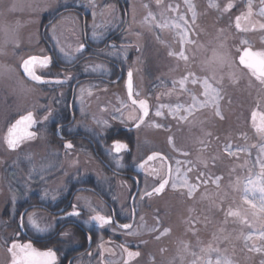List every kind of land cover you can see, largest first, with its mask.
I'll return each instance as SVG.
<instances>
[{
  "label": "rangeland",
  "instance_id": "1",
  "mask_svg": "<svg viewBox=\"0 0 264 264\" xmlns=\"http://www.w3.org/2000/svg\"><path fill=\"white\" fill-rule=\"evenodd\" d=\"M121 2L126 3L125 14L120 9V3L117 0H0V90L4 91V95L15 98V108L12 112L20 115L26 113L27 110H41L44 114L47 111L46 107L49 108L48 110L53 109V104L58 102L56 100L54 103L51 102L53 98L58 99V97L55 98L54 94H50L48 90L58 85L56 94H59V91L62 92L59 84L55 82L49 83L52 84L51 87L46 83V90L37 84L30 83L24 77L20 67L23 59L29 55L47 54V45L49 44L60 57L64 55L60 51V48L63 47L65 51L71 53V58H73L75 54L72 53H77L75 49L83 42L82 39L86 38L83 32H85L87 40L93 46L98 47L101 46L100 43L104 38L117 32L125 25L124 35L118 42L119 45L112 50H107V53L112 57H119L122 68H131L134 73L135 93L139 94V98H148L152 104L148 120L135 130L137 141L132 153L133 161L144 157L152 150L161 151L169 156L172 172L169 186L163 194L146 197L145 201H142L136 225L129 230L113 229L111 240L114 239L113 235L119 236L122 239V245L132 251L140 252L139 257L131 260L130 264H192L197 256L208 257L209 254L201 252L202 248L211 245L214 248L222 249L221 245L224 241H227L229 248L235 250L228 252L230 255H226L233 261V264H264V251H249L253 247L264 249V240L258 238L261 227H255L258 219H253L249 214L246 217L248 222L242 223L237 218L226 216L229 208L241 211L242 215L244 209L248 208V205L243 203V184L250 172L253 175L259 172L257 158L264 159V152H261L264 140H261L255 133L250 122L251 110L256 107L257 101L264 105V88L255 81L249 83V78L241 71L242 67L237 60L239 55L237 49L244 47L241 45L242 39H247L255 49L264 48V31L257 28L256 31L243 33L238 32L235 28V17L247 13L248 0H231L235 6L230 12L223 11L224 5L229 0H188V3L195 6L193 9L196 12L195 22L192 20V10H189L185 0H161L159 7L156 5V0H121ZM145 3L149 5L148 9L143 7ZM211 3H215L219 7H211ZM251 3L252 16L250 19L253 22L264 21V17L258 15L261 8H264V4H261L260 0H251ZM169 5L172 6V10L168 9ZM59 8H63V10L55 20L53 14ZM93 11L96 13L95 18L92 15ZM148 11H151L156 19L143 23ZM44 15L51 17L42 25ZM180 16H184L188 21L186 26L188 37L194 42L183 45L185 54L189 57L187 64L178 57L168 54L170 51L179 52L182 47L178 34L180 29L173 27L175 23L183 25L184 21L179 19ZM162 23H167L169 27L161 29L156 26ZM94 32L96 33L95 37L93 36ZM41 34L49 44L42 42ZM148 39L156 41L159 47L164 50L166 59L165 65L157 73L155 81L146 77L144 74L145 65L139 59L138 52L133 48L136 46L142 48ZM220 44H223V52L227 53L230 58H235V63L231 67L225 66L222 72L224 99L220 101V110L224 119L214 116L211 108L195 111L194 115L189 117L188 122L179 121L169 116L167 108L162 109L165 113L164 116L155 117V110L161 104L173 107L177 104L185 106L190 104V92L196 93L199 99H203L199 95L201 91L199 85H192L189 82L186 85L187 91L181 92L178 86L173 90L172 81L179 80L188 71L200 77L210 76L209 61L212 59L214 50H221ZM129 49L132 53L137 54L127 61ZM63 57L62 59H64ZM94 63L96 65L97 62ZM85 64L94 65L93 61ZM88 66V69L93 70L91 65ZM107 66L109 68L106 69L110 71L111 78H115L117 76L116 69L110 65ZM230 73L235 74L237 83H233L228 78ZM216 75L219 78L221 72L218 71ZM101 86L102 84H94L91 88L89 85L78 87L75 102L79 114L81 113L77 127L84 129L85 132L88 127L91 130V135H96L97 139L98 136L101 137L100 143H102V134L106 128L98 125L95 122L97 119L106 120L108 127L116 123L125 125V127L135 123L127 120L128 115L133 112V106L128 100L125 89L115 83L106 85L105 88ZM98 88L108 91L98 90ZM81 89H84L83 93H81ZM99 91L101 94H96ZM103 101L105 102L104 106L102 105ZM96 111L98 114L95 113ZM89 112L92 115L85 118V114ZM121 113L125 121L123 123L119 118ZM153 122L164 124L165 127L149 126ZM200 123L202 124L200 125ZM6 133L7 129L0 125V141L3 142L1 144L3 150L0 154V226L1 215L8 204L11 205V213L17 222L15 215L17 204L25 202L29 195L28 190H34L35 186L37 188L41 186L44 178L51 179L49 176L55 174L60 177L61 171H63L64 175L58 184L67 187L69 183L65 182L68 176H71L70 181L87 180V176L94 172L100 178L105 176L98 173L100 171L98 163L100 162L96 158L92 160L90 156L80 155L76 160L71 161L68 158L62 160L52 153L47 146L46 134L31 142H25L17 150L12 151L7 149L4 143ZM209 133L211 135H208ZM242 133H246L247 138L242 136ZM169 137H172L171 143ZM200 141L205 143L201 144ZM227 145L232 146V151H235L237 147L243 148L245 151L231 156L226 150ZM184 153H189V155H184ZM222 154L233 159L232 161L240 167L238 174L233 175L232 172L230 174L226 171L223 176L220 173L222 171L220 169L230 168L229 164L223 167L224 160L219 161L218 156ZM105 156L108 157V154ZM109 157L108 160L111 162H120L123 161L124 155L116 159H113L112 155ZM75 161L78 162L74 163ZM176 161H180V163L177 164ZM201 161L206 162L207 167H204ZM161 162L162 177H164L166 163ZM177 168L180 169L179 173L176 171ZM211 168L218 170L212 172ZM189 169L191 171H188ZM151 171L152 167L148 169L145 177L146 190L154 185L157 179L153 174H148ZM200 173H205L201 180L207 179L208 183L206 185L201 183L197 192L192 197H188L187 189L181 187L180 183L185 174L189 183H198L197 176ZM215 177H221L219 187L212 182ZM238 180L240 181L239 185H237ZM173 181L177 182L176 189L171 187ZM230 194L232 198L223 202L225 196ZM13 196L15 203H13ZM82 196L88 197L86 194H82ZM43 199L53 204L57 200H53L50 194ZM216 209L219 212L222 211V221L212 224V211ZM37 211L31 210L29 213ZM50 213H35L39 226L46 229L40 236L45 237L54 233ZM126 215V219L131 220V211H128ZM124 223L129 224L126 221L122 224ZM245 226H252V228L245 232ZM18 227V223L12 227H0V264H9L11 256L7 252V247L10 246L12 239L16 238L14 233L20 231ZM154 228L159 231H152ZM163 228L170 229V232L160 239H156ZM27 229L31 234L36 235L30 227ZM68 232L70 235L64 237L63 247L69 248L74 244L85 243L84 235L79 237L77 230L73 229ZM128 232L137 234L129 235ZM249 234L253 236V239H246ZM94 241L97 242V245L95 242L94 251H98L100 244H98L97 233ZM107 244L109 245L108 248L106 247L107 252L112 250L115 256L104 257L103 254H100V258L89 264H97L98 260L99 264H124L127 254L121 245L113 240ZM106 250L104 248L101 252ZM192 253H195L196 256H193ZM221 254L223 253L221 252ZM210 255L215 260L217 253L213 252ZM240 255L243 256L240 257ZM237 257L239 260L236 263Z\"/></svg>",
  "mask_w": 264,
  "mask_h": 264
},
{
  "label": "flooded vegetation",
  "instance_id": "2",
  "mask_svg": "<svg viewBox=\"0 0 264 264\" xmlns=\"http://www.w3.org/2000/svg\"><path fill=\"white\" fill-rule=\"evenodd\" d=\"M118 2L120 3V9H122L123 13L125 14L126 3H122L121 0H118ZM75 12H78V10H75ZM60 14L55 15L54 19L56 20ZM124 31L125 25H123L117 32H113L109 34L107 38H104L100 43L101 46L98 47L93 46L87 40L85 32H83V35L86 38L82 39L81 37V39L83 41L82 43L86 47L82 53H72L75 54V57L71 59L65 57V55H63L64 57L62 56L64 58L62 59V57H60V55L57 54L56 51L50 46L48 41L45 40V44L49 45H47V54L44 55L52 57V62L48 69H43V71H41L42 69H40L39 67H37L36 69L37 74H44L45 79L51 81V83L55 82L56 80L64 81L63 83L59 84L62 91H59V94H56L58 85L51 87L50 85L52 84L48 83V86L52 88L51 90H48L49 93L54 94L55 98L58 97V99L53 98V100H51V102L53 103L58 101L53 104V109L48 110L49 108L46 107L47 111H45L44 114L41 110H33L36 114L37 120H40L43 117L41 115L45 116L48 112H51L48 121L37 124L35 130L38 133V138L46 134L47 146L49 147V150L55 155L62 158V160H66V158L71 161L76 160L80 155L90 156L92 160L96 158L100 162L98 163L100 164V168L98 167L100 171L98 173H102L103 175H105L103 178H100L94 172L91 173L92 175L87 176V180L82 181H70L71 176H68L65 183H69V185L67 187H64L58 184V182L64 175L63 171H61L62 175H60V177L55 174L54 176H49L51 177V179L44 178L41 186H38V188L35 186L36 189H32L33 192L31 194H35V197L38 198V201L31 199V196H27V199L24 202L25 205L21 207V210H16V223H18V226L21 213H24L26 218V215L31 210H38L35 213L41 214L45 212H51L50 214L52 218L54 233L50 234L49 236L61 234L62 232L72 231L73 229L77 230L80 233L81 237L84 235L85 243L74 244L73 246L74 249H82L78 252L70 254L64 264H89L90 262L94 263V261L100 258V254H103L104 257H114L115 254L112 250L111 252L109 250L107 252L106 247L109 246L107 243L113 240V242L122 245V239H120L119 236L113 235L114 239L111 240V236L113 234L112 230H120L118 226L125 221L129 222L132 227L136 225V218L140 212L141 203L142 201H145L147 197L144 196V192L151 191L152 187L154 185H158L161 179L164 178L162 177L163 174L161 161H164L166 163V167H168V163L165 160L157 159L149 162L147 169H142L141 171L136 172V165L141 162L146 156L145 155L144 157L133 161L134 156L132 155V153L136 146V137V141L135 143H133V145H131L129 141H126L124 139H113L112 141H109L106 138V135L112 128L120 126L117 129H133L132 124L125 127V125L116 123L106 128L102 134V143H100L101 141H99L101 137L98 136L99 138L97 139L95 138L96 135H91V130L88 127L86 128V132L84 131V129L77 127L78 118L81 114H79L78 109L75 105L76 96L78 94V87L89 85L91 88L92 86H94V84H102L101 87L105 88L106 85L115 83L118 84V86L123 87L126 91V82L128 79L127 74L128 71L131 70V68H122L119 63L120 58L112 57L107 53V50H112V48L119 45L118 42L121 41V37L124 35ZM140 49L141 51H137L138 54L132 53L131 49H129V51L127 52V61H129L133 55L137 54L139 55V59L142 60V63L146 65L147 58L150 53L145 47V43ZM157 57L158 55H156V58ZM89 61H93L94 65V62L97 63L95 66L92 64H85ZM88 65H91L93 67V70L88 69ZM107 65H110L111 67H114L116 69L117 76L115 78H111V75L109 74L110 71L106 69L109 68ZM29 82L34 85L37 84L35 82ZM37 85H39L43 90L47 89L46 83ZM98 90L103 91L107 89L98 88ZM96 94H101V92H96ZM102 105H105L104 101L102 102ZM95 113H97V111ZM90 115H92L90 114V112L86 113L85 118L89 117ZM148 118L146 119V121L148 120ZM136 129L137 128H135V130ZM115 140H120L124 143H127L129 146V151L121 154L124 155V158L123 161L120 162H111L110 160H108V158L110 159L109 155L108 157L105 156L107 155V148H111V145ZM69 141L73 144V148L65 149L64 144ZM150 167H152V170L155 169L152 174L157 179L155 180L156 182L154 181L155 184L146 190L145 177L147 176V171L148 169H150ZM93 171H95V169H93ZM41 189L43 190L41 191ZM45 192L50 194L52 199L53 197L57 199L55 204L44 201V199H42L44 198L43 194ZM82 194H86L88 195V197H84L82 196ZM77 197H80L81 199L78 200ZM138 200L140 201L138 202ZM73 204L77 205V210L80 211L81 215L77 218H74L75 222H71L68 220L61 222V217H65L68 212H71L73 210L71 207V205ZM89 204L92 208L100 211L101 214L107 213L104 215L112 216L113 224L110 226L100 227L96 224L95 221L89 222L90 215L95 214L88 211L87 205ZM128 211H131V220L126 219V213ZM27 227L28 226L25 227L26 231H24V233H26V235L24 234L26 240H21V242L26 243L28 241H31L34 247H36L37 249L46 250L36 246L35 242L49 236L43 237L31 234L30 230H28ZM96 233L99 239L98 244H100L98 245V251H94L97 245V242L94 241ZM89 236L91 237L90 239ZM104 248L106 251L101 252ZM60 259L61 256H59V254L57 253L58 264H62V260L60 261ZM99 263L100 261L98 260L97 264Z\"/></svg>",
  "mask_w": 264,
  "mask_h": 264
},
{
  "label": "snow or ice",
  "instance_id": "3",
  "mask_svg": "<svg viewBox=\"0 0 264 264\" xmlns=\"http://www.w3.org/2000/svg\"><path fill=\"white\" fill-rule=\"evenodd\" d=\"M261 4H264V0H260ZM185 3L188 4L189 10H192V20L195 22L196 12L193 10L194 5L188 3V0H185ZM156 5L159 7L161 6V0H156ZM211 7H219L215 3L210 4ZM235 5L229 0L227 4L224 5L223 11L224 12H230L231 9ZM145 9L149 8V5L145 3L143 5ZM169 10H172V6H168ZM93 18H95L96 13L93 11L92 13ZM162 15V14H161ZM260 17H264V8H261L260 12L258 13ZM252 16V3L251 0H248V11L247 13H242L241 15H237L235 17V28L238 32L247 33L249 31H256L257 28L261 31H264V21L257 20L253 22L250 17ZM155 16L151 11H148L144 22L148 23L149 20L155 21ZM180 20L184 21L183 25L180 23H175L173 27L176 29H180L179 34V42L182 45L179 52H172L170 51L168 54L169 56H176L178 59L183 60L186 64L189 59V57L185 54V49L183 47L186 43H194L191 41L188 37L187 32V24L188 21L184 18V16L179 17ZM95 27V25H93ZM157 27L163 29L169 27L167 23L157 24ZM96 33H93V36L95 37ZM158 39V37H157ZM241 45L244 47L241 49H237L238 52H240L239 55V65L243 66L241 71L244 72L245 75L249 78V83L251 84L252 81L257 82L262 88H264V48H261L259 50H254L252 45L247 39L241 40ZM85 45L83 43H80L78 47L75 49L76 52H83L85 49ZM220 51L214 50L213 56L211 61H209L210 68L209 71L211 72V75L200 77L197 76L195 73L188 71L187 74L183 77H181L179 80H173V90L179 87V90L181 92L187 91L186 85L190 82L192 85H199L201 91L199 93L200 96L203 97V99H199L196 93L190 92V98L191 103L185 106L184 104H177L175 107L171 105H164L161 104L157 109L155 110L154 116L155 117H162L165 115L164 111L162 109L167 108L168 109V115L172 116L175 119H178L179 121H189V117L193 116L195 111L205 109V108H211L214 116L219 117L220 119H224L222 112L220 110V101L224 99L222 93H223V86H224V76L222 74L223 68L225 66L231 67L233 63H235V58H230V56L223 52V44H220ZM60 51L65 55V57H68L71 59V53L65 51L63 47L60 48ZM137 51H141V49L138 47ZM52 57L48 55H31L27 57L26 59L22 60V63L20 67L23 70L24 77L31 82H35L37 84H45L50 83L51 81L46 80L44 74H37V67L40 69H48L51 65ZM220 71L221 75L219 78H217L216 73ZM128 79H127V90H128V100L131 103V106H133V112L130 113L127 117V120L134 121V126L136 128H140L142 125L146 123V118L149 117L150 114V107L147 99H139L138 93L133 92V73L132 71H128ZM233 83H237V77L234 73H230L228 77ZM64 81L62 80H56L55 83L61 84ZM84 89H81V93H83ZM89 95H91V92H89ZM134 95L137 98H134ZM103 110V109H102ZM119 111V110H118ZM183 112V114H181ZM51 115V112H48L45 116H43L40 120H37L36 114L33 110H27L25 114L19 115L18 119H15L14 122L10 123L9 127L7 128V133L4 136V143L7 146V149L15 151L17 150L23 143L25 142H31L33 140H36L38 138V133L36 131H33L32 129L35 127L38 123H43L48 121L49 117ZM116 118V117H114ZM121 122H125L123 119V114L121 113ZM98 125H100L102 128H107L108 122L106 120H100L97 119L95 121ZM250 122L251 127L254 129L255 133L261 138V140H264V105L261 104L260 101H257L256 107L251 110L250 115ZM149 126H154L156 128H164L165 125L161 123L153 122ZM208 135H211L210 133ZM242 136L247 138L246 133H242ZM172 137H169V142L171 143ZM201 144H204V141H200ZM65 149H72L73 144L69 141L64 144ZM232 146L227 145L226 150L228 151V154L231 156H235L236 153L245 151V149L237 147L235 151H232ZM129 146L127 143L121 142L120 140L113 141L111 145V149L106 150V154L112 155L113 159H116L117 157H120L122 153L128 152ZM261 152H264V146L261 147ZM184 155H189V153H184ZM160 158L162 160L168 159L167 157L162 156L159 152H152L150 155L147 156L145 160H143L138 167L140 169H147V166L149 162ZM78 161H75L74 163H77ZM177 164L180 163V161H176ZM201 163L204 164V167H207V163L204 161H201ZM257 163L259 164V172L256 174L249 173V176L246 179V182L243 184V203L248 205V208L244 209L243 215L241 211L239 210H232L229 208V210L226 213V216H231L234 218L239 219L242 223H247V215H251L253 219H259L261 221V230L259 231V239L264 240V159L257 158ZM155 169H153L148 174L151 175L152 172H154ZM177 173L180 172V169L177 168ZM188 171H191L189 169ZM169 176H171V168L169 167ZM205 176V173H200L197 176L198 183H189L187 175L185 174L182 182L180 183L181 187H184L187 189V196L192 197L194 193L197 192L198 188L200 187V184H207L208 180L203 179L201 180V177ZM43 179V177H41ZM221 180V177H215V179L212 181L219 187V182ZM240 181H237V185H239ZM169 184V179H161V181L158 183V185H154L151 189V191H145L144 196L151 197L153 195H159L165 191L166 186ZM171 187L173 189L177 188V182L173 181L171 184ZM257 193L259 194L257 196ZM48 195L47 192L44 193V198H46ZM251 197V198H249ZM13 203H15V197L13 196ZM43 199V198H42ZM55 199V197H53ZM77 199H81L80 197H77ZM72 211L68 212L65 217H61V222H64L65 220L75 222L74 218H77L81 215L80 211L77 210V205L73 204L71 205ZM88 211L90 213H95L94 215H90L89 222L95 221L97 225L100 227L104 226H110L113 224V218L110 215H104L101 214L100 211H97L96 209L92 208L91 205H87ZM35 213H29L27 214V220L25 221V214L21 213L19 217V228L21 231L14 233V236L16 238L12 239L10 246L7 247V252L10 254L11 259L9 261V264H58L57 261V255L54 250L51 248L47 250H39L36 247H34L33 243L31 241H28L26 243H22L19 240V237L23 233V229L28 226L30 227L37 236H40L43 234L46 229H43L39 226V224L36 221ZM143 219V217H141ZM159 223V220L157 221ZM120 229L123 230H129L132 228L131 224L124 223L120 224L118 226ZM152 231H159L158 229H152ZM170 232V229L163 228L162 231L159 232V235H157L156 239H160L162 236L167 235ZM129 235H135L137 233L135 232H128ZM61 235L63 237H67L70 235L69 232H62ZM91 237L89 236V239ZM247 240L253 239V236L249 234L246 237ZM7 243V242H6ZM102 247V245H101ZM121 248L123 251L127 254V259L124 260V264H130V261L133 260L136 257H139L140 252L139 251H132L128 247H125L124 245H121ZM163 251V249H161ZM249 251H256L261 252L264 251V249L260 247H253L250 248ZM201 252L209 254L207 258L202 257H196L192 261V264H233V261L226 255L221 254V250L219 248H214L211 245H209L207 248H202ZM217 253L215 260L211 258V253ZM193 256H196L195 253H192Z\"/></svg>",
  "mask_w": 264,
  "mask_h": 264
},
{
  "label": "trees",
  "instance_id": "4",
  "mask_svg": "<svg viewBox=\"0 0 264 264\" xmlns=\"http://www.w3.org/2000/svg\"><path fill=\"white\" fill-rule=\"evenodd\" d=\"M118 1V0H117ZM63 8H59V10H57V12H54L53 15H57L60 14L62 12ZM237 10V9H235ZM50 15H44L43 20H42V25L46 23V21L50 18ZM43 36V38H42ZM43 39V43H45V38L44 35L41 34V40ZM140 46V45H139ZM145 47L147 48L148 52L150 53L148 55L147 58V62L146 65L144 67V74L146 75V77L151 80V81H155V77L157 75V73L163 68V66L165 65V56H164V50L162 48L159 47V45L156 43V41L154 40H147L145 43ZM135 48L134 50L137 51L138 46L133 47ZM162 54V55H161ZM156 55H158V57L156 58ZM23 73V71H22ZM4 91L0 90V125L2 126V128L7 129L10 125V123L13 122V120L18 117L19 115L14 114L13 109L15 108V98L11 97V96H7L4 95ZM202 123H200L201 125ZM199 125V126H200ZM120 127V126H118ZM117 126L112 128L108 134L106 135V138L109 141H112L113 139H124L126 141H129L131 145H133V143H135L136 139H135V129H117ZM191 133V132H190ZM1 144H3L2 141H0V154L2 153V146ZM218 158L220 159L219 161L224 160V166L228 165V167H230L229 169L223 168L220 169L222 171H220V173L224 176V174L231 172L234 174H236L238 171H240V167H238V165H236L230 158L225 157V155L223 156L220 155L218 156ZM217 158V159H218ZM232 168V171H230V169ZM218 169L215 168H211L212 172H215ZM238 174V173H237ZM25 192V190H24ZM33 191L32 189L28 190L29 195L31 196V199H34L35 201H38V198L35 197V194H31ZM224 198V197H223ZM222 198V199H223ZM232 196L230 195H226L223 202L226 200L231 199ZM239 201V200H238ZM222 202V200H221ZM240 204V203H239ZM23 205H25L24 201L20 202V204H17L16 210H21V207H23ZM238 207V206H236ZM221 212V213H220ZM218 211L217 209L215 211H212V224L215 223H219L222 221V217H223V213L222 211ZM16 213V212H15ZM16 215V214H15ZM16 218L13 217L12 213H11V205L8 204L5 207V210L3 212V214L1 215V228L4 227H12L15 223H16ZM255 227L260 228L261 227V221L258 219L257 223H255ZM19 228V227H18ZM252 226H245L244 231L247 232L248 229H251ZM19 230L21 231V229L19 228ZM80 237V233L78 232L77 234ZM64 237L61 234H55V235H51L49 237L40 239L38 241L35 242V245L38 246L39 248L42 249H49L51 248L52 250H56L57 253L59 254V256H61L60 261L62 260V264H64V262L68 259V256L70 254H73L75 252H78L79 250H81L82 248H77L74 249L73 246L69 247V248H65L63 247L64 242ZM20 240H26V238L24 237V234L21 235V239ZM221 252L223 253V255H230L228 252L231 251H235L234 249H231L228 247V243L227 241H224V243L221 245ZM223 250V251H222ZM237 251V250H236ZM232 256V255H231ZM243 255H240V257ZM235 259V257H234ZM239 260V258L237 257L236 259V263Z\"/></svg>",
  "mask_w": 264,
  "mask_h": 264
},
{
  "label": "water",
  "instance_id": "5",
  "mask_svg": "<svg viewBox=\"0 0 264 264\" xmlns=\"http://www.w3.org/2000/svg\"><path fill=\"white\" fill-rule=\"evenodd\" d=\"M254 49V48H253ZM255 50V49H254ZM242 51V50H241ZM240 55V54H239ZM239 55H238V62H239ZM37 56H41V55H37ZM126 89H127V82H126ZM133 92H134V83H133ZM127 93H128V90H127ZM135 94V93H134ZM134 98H137L135 95H134ZM139 99H147V98H139ZM148 100V99H147ZM148 103H149V107H150V110H151V104H150V101L148 100ZM19 118V117H18ZM17 118V119H18ZM37 127V124L35 125V127L32 129L33 131H36L35 130V128ZM133 128H136L134 125H133ZM122 142V141H121ZM154 152H158V151H154ZM152 153V152H151ZM150 153V154H151ZM159 153H161V152H159ZM150 154H148V155H150ZM162 154V156H164V157H167L164 153H161ZM147 155V156H148ZM147 157H145L143 160H145ZM168 158V157H167ZM142 160V161H143ZM167 160V162H168V169H167V174H166V177L164 178V179H169V181H170V176H169V167L171 168V164H170V161H169V159H166ZM141 161V162H142ZM141 162H139L137 165H136V167H135V171L136 172H139V171H141V169L138 167V165L141 163ZM168 186V185H167ZM166 186V187H167ZM162 194V193H161ZM23 231H25V229H23ZM56 255H57V253H56Z\"/></svg>",
  "mask_w": 264,
  "mask_h": 264
}]
</instances>
